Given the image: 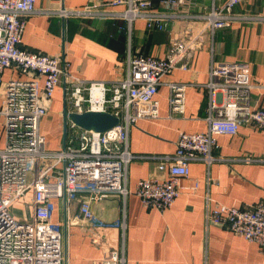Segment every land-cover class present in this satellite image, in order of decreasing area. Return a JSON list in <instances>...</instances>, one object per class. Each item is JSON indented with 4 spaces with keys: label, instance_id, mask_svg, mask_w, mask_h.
Wrapping results in <instances>:
<instances>
[{
    "label": "built area",
    "instance_id": "2783aa9c",
    "mask_svg": "<svg viewBox=\"0 0 264 264\" xmlns=\"http://www.w3.org/2000/svg\"><path fill=\"white\" fill-rule=\"evenodd\" d=\"M194 0H110L88 3L79 8L58 10L62 17L102 16L127 22L143 18L149 28L163 29L167 20ZM240 0H213L209 10L197 16L214 29L230 24L232 7ZM218 2V4H216ZM121 7V8H119ZM35 0H0V73L16 71L17 77L0 79V115L4 117L5 140L0 148V264H66L65 234L51 220V200L66 204L80 194L88 198L79 204L80 220L94 230L118 227L122 220L101 222L92 213L90 200L110 193L126 195V166L134 157L128 150L129 126L141 118H155V95L164 76L173 68L187 69L202 35L170 42L164 57L138 53L127 58L126 74L119 79L84 80L67 72L69 62L21 45V34L29 14L37 12ZM264 20V18H261ZM208 90L207 129L178 133L172 154L156 156L162 175L139 179L134 193L146 208L165 210L180 193L179 179L190 176L189 164L220 159L217 136L235 134L240 125L264 132V107L248 102L250 67L247 62H212ZM22 76V77H21ZM43 77L40 85L39 77ZM64 81L67 113H109L118 122L110 129H85L72 120L67 124L64 144L45 148L40 120L60 80ZM170 102L183 109V84L169 82ZM198 186L194 180L191 189ZM211 201L208 198L207 203ZM29 205L20 215L11 207ZM205 221L215 223L254 242L264 253V200L244 206L207 204ZM122 257L104 259L101 264H119Z\"/></svg>",
    "mask_w": 264,
    "mask_h": 264
},
{
    "label": "crops",
    "instance_id": "0c3cea01",
    "mask_svg": "<svg viewBox=\"0 0 264 264\" xmlns=\"http://www.w3.org/2000/svg\"><path fill=\"white\" fill-rule=\"evenodd\" d=\"M110 0H35L37 12L29 14L21 34V45L69 62L67 72L84 80L110 81L126 74L127 58L142 53L164 57L170 42L202 35L187 69H171L158 86L157 115L141 118L127 133L128 150L134 156L126 166L129 193H110L90 200L92 213L101 222L122 220L118 227L94 230L77 217L79 204L88 198L80 194L64 203L52 199L51 220L65 234L66 264H101L104 259L122 257L119 264H264V253L254 242L215 223L205 221L207 204L244 206L264 200V132L242 124L235 134L217 136L214 152L220 159L209 164H189L190 176L181 177L180 193L171 206L159 211L146 208L134 193L139 179L160 176L156 166L163 154H172L178 133L207 129L208 90L212 62H247L250 67L248 102L264 107V0H240L232 7L229 25L207 28L197 16L209 10L213 0H194L167 20L163 29L149 28L143 18L127 22L119 18L94 16L62 17L61 8L75 9L88 3ZM218 4V2H216ZM121 8V7H119ZM17 77L5 69L1 80ZM22 77V76H21ZM40 85L43 77L38 76ZM169 82L183 84V109L170 102ZM64 81L47 101L40 120L45 148L55 150L63 142ZM70 119H67L69 122ZM68 129H66V134ZM5 140L4 117L0 115V148ZM194 180L198 186L191 189ZM208 198L211 201L207 203ZM22 208L25 202H20Z\"/></svg>",
    "mask_w": 264,
    "mask_h": 264
},
{
    "label": "water",
    "instance_id": "95a60500",
    "mask_svg": "<svg viewBox=\"0 0 264 264\" xmlns=\"http://www.w3.org/2000/svg\"><path fill=\"white\" fill-rule=\"evenodd\" d=\"M63 143L67 129V119L69 118L74 123L82 128H94L98 131H104L112 128L117 122V118L109 113L102 112H85L82 114L67 113L66 108H63Z\"/></svg>",
    "mask_w": 264,
    "mask_h": 264
},
{
    "label": "rangeland",
    "instance_id": "374dc122",
    "mask_svg": "<svg viewBox=\"0 0 264 264\" xmlns=\"http://www.w3.org/2000/svg\"><path fill=\"white\" fill-rule=\"evenodd\" d=\"M69 122H67V124H68ZM65 138H66V135H65ZM65 138H64V141H65ZM64 143L62 142V145H63ZM29 205H26L25 207H26V209L27 210H29V207H28ZM22 204L19 202V203H16V204H14L12 207H11V210L13 211V213L14 214H16V215H20V212L22 211Z\"/></svg>",
    "mask_w": 264,
    "mask_h": 264
}]
</instances>
